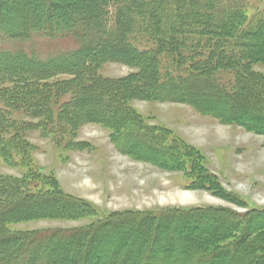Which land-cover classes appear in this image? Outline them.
Returning <instances> with one entry per match:
<instances>
[{"label": "trees", "instance_id": "obj_1", "mask_svg": "<svg viewBox=\"0 0 264 264\" xmlns=\"http://www.w3.org/2000/svg\"><path fill=\"white\" fill-rule=\"evenodd\" d=\"M215 3H220L218 14ZM248 3L84 0L82 6L79 2L72 7L54 0H0V102L4 104L0 108V129L2 120L16 106L36 118L52 116L60 89L48 82L60 75L78 81L75 88L80 94L68 106L84 109L89 122H124L127 116L122 110L129 97L184 103L199 113L237 125H249L253 117L264 122V77L252 68L255 63H264V11L250 16ZM36 39L53 44L72 39L76 47L58 43L38 49ZM106 63L138 67V81L127 85V81L101 77L97 70ZM60 86L66 88L65 84ZM116 142L128 149L134 144L146 147L137 135ZM3 146L1 153L14 163L13 154L18 152L14 143L6 141ZM19 185L0 177V226L20 219L76 218L93 213L89 205L72 197L23 193ZM46 201H53V206H44ZM27 202L32 208L21 210ZM55 204L65 208L56 209ZM9 210L16 212L3 215ZM246 218L194 209L158 211L110 216L89 228L70 232L0 234V264H249L248 257L254 259L252 264H264L260 258L264 242L255 241L247 245V252L233 255L234 261L221 260L225 250L218 241L237 233L238 223L247 226ZM213 221L219 224L210 231L207 227ZM123 222L128 226L123 228ZM164 226L173 234L184 229L202 231L197 239L177 250L174 243L159 239L158 229ZM257 231L264 232V227ZM118 232L132 242L123 246L115 241L113 248L100 257L91 251L92 243ZM138 237L145 239L144 244L135 245ZM31 247L33 251L27 253ZM211 249L216 251L209 253Z\"/></svg>", "mask_w": 264, "mask_h": 264}, {"label": "rangeland", "instance_id": "obj_2", "mask_svg": "<svg viewBox=\"0 0 264 264\" xmlns=\"http://www.w3.org/2000/svg\"><path fill=\"white\" fill-rule=\"evenodd\" d=\"M54 1L72 7L76 6L72 3L84 4V0ZM248 1L250 16L264 11V0ZM215 7V14H218L220 3H215ZM58 43L36 39L35 44L40 45L38 49L45 50ZM59 44L76 47L72 39ZM252 68L264 77V63H255ZM138 69L126 64L106 63L97 72L105 79L127 81V85H133L138 81ZM77 82L70 75L49 79L48 83L61 91L53 97L52 116L36 118L16 106L10 116L2 120L0 148L5 147L6 141H12L18 152L13 154L14 163H10L0 150V177L20 183L23 193L72 197L75 202L89 205L92 215L9 221L0 226V234L70 232L89 228L110 216L194 209L237 219L241 214L248 217L247 226L238 223L237 233L218 241L225 250L223 263L235 254L247 252L248 244L264 242V232L259 234L257 231L264 227V122L253 117L249 125H237L199 113L184 103L134 97H129L124 109L120 107L127 116L124 122H89L84 109L68 106L73 97L80 94L75 88ZM63 84L66 88L60 86ZM3 106L0 102V108ZM250 108L256 112L255 108ZM113 109L118 108L115 105ZM257 111L261 112L260 109ZM128 135L141 136L146 147L134 144L128 149L116 142ZM154 145L156 149H153ZM44 206H53V201H46ZM54 206L65 208V205ZM28 208H32L30 202L21 210ZM14 212L9 210L3 215ZM127 223H122L123 228L128 226ZM218 224L213 221L207 228L211 231ZM201 231V228L184 229L173 234L168 226L158 229L159 239L162 238L165 244L174 243L177 250L183 249L189 240L197 239ZM121 234L101 237L95 244H90L91 251L100 257L106 254L105 250L113 248L115 241L129 245L131 239ZM137 239L135 245L144 244L143 237ZM156 245L161 248L162 244L157 241ZM100 248H103L102 254ZM30 251H33L32 247L26 252ZM215 251L211 249L209 253ZM158 252L161 258L163 254ZM260 258L264 262V255ZM248 259L252 264L254 259Z\"/></svg>", "mask_w": 264, "mask_h": 264}, {"label": "bare ground", "instance_id": "obj_3", "mask_svg": "<svg viewBox=\"0 0 264 264\" xmlns=\"http://www.w3.org/2000/svg\"><path fill=\"white\" fill-rule=\"evenodd\" d=\"M188 197V196H187Z\"/></svg>", "mask_w": 264, "mask_h": 264}]
</instances>
